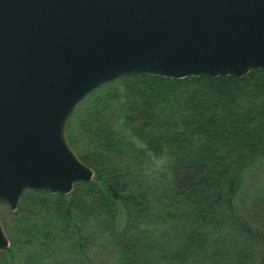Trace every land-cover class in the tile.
Masks as SVG:
<instances>
[{"label":"trees","instance_id":"trees-1","mask_svg":"<svg viewBox=\"0 0 264 264\" xmlns=\"http://www.w3.org/2000/svg\"><path fill=\"white\" fill-rule=\"evenodd\" d=\"M66 134L94 179L26 191L0 264H264L263 69L125 76Z\"/></svg>","mask_w":264,"mask_h":264},{"label":"water","instance_id":"water-1","mask_svg":"<svg viewBox=\"0 0 264 264\" xmlns=\"http://www.w3.org/2000/svg\"><path fill=\"white\" fill-rule=\"evenodd\" d=\"M264 70V0H0L1 206L70 193L94 170L67 126L99 87L134 74L241 77Z\"/></svg>","mask_w":264,"mask_h":264},{"label":"rangeland","instance_id":"rangeland-1","mask_svg":"<svg viewBox=\"0 0 264 264\" xmlns=\"http://www.w3.org/2000/svg\"><path fill=\"white\" fill-rule=\"evenodd\" d=\"M161 165H162L161 160H154V162L152 164L153 172H157L160 169ZM9 208L10 207L7 205L1 206V220L3 219V217L7 220L8 217H10L12 215V211H10V210H13V209L10 208V210H9ZM16 210H13V211H16ZM2 223H3V220H2Z\"/></svg>","mask_w":264,"mask_h":264}]
</instances>
